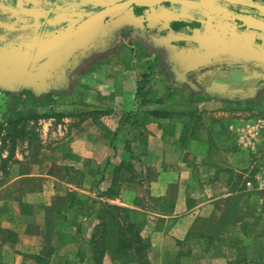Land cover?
<instances>
[{"label": "crops", "instance_id": "0c3cea01", "mask_svg": "<svg viewBox=\"0 0 264 264\" xmlns=\"http://www.w3.org/2000/svg\"><path fill=\"white\" fill-rule=\"evenodd\" d=\"M224 4L225 7L215 5L211 9L235 10L264 23V0H229ZM154 12L151 9L150 16L141 23L153 19ZM166 28L167 25L160 26L161 30ZM168 32L145 36L142 55L134 47L136 44H115L107 49L102 43L105 52L98 59L75 56L68 67L50 58L44 65L46 61L39 57L25 62L8 58L0 64V76L6 78L10 76L6 71L16 72L6 64L17 63L18 74L12 83L20 90L37 84L35 94L47 96L51 103L42 120H54L48 139L37 141L34 132L33 139L25 142L27 148L38 147L36 151L16 153L10 158L6 149L0 151V264H94L90 239L105 202L139 215L140 235L150 243L147 264H258L257 258L240 255L232 241L213 249L212 244L226 235L218 239L216 233L201 229L202 220L221 219L231 210L234 195L254 189L243 181L245 186L234 190L232 171L216 167L210 152L219 143L229 145L230 134L235 135L239 146L238 128L246 122L241 117H231L219 105L223 98V94L218 95L222 93L220 89L230 91L228 97L232 99L248 97L253 94L248 86L264 85V74L260 71L262 79H250L246 84L235 83L241 78L228 79L230 70L211 74L210 66L208 71H200L221 58L224 67L239 77L237 73L247 71L245 65L254 61L231 54L233 38H228L226 30L218 31L214 25L206 24L204 32L195 33V42L187 47L172 42L168 45ZM238 33L237 37L246 41ZM140 35V31L136 32L135 43L141 41ZM125 49L126 57L120 54ZM163 53L168 58L158 60ZM138 59L144 60L142 77L146 79L152 76L149 71L168 73L161 81L148 78L151 84L155 81L158 96L154 87L144 88L141 96L139 76L143 72L138 71ZM169 65L183 72L178 73L182 74L177 76L180 80L173 83L177 90L170 88L171 74L161 69ZM186 72L196 74L198 84L208 74L203 83L208 82L212 92L205 95L204 107L223 117L221 121L217 119L218 127L206 128L207 137L185 127L187 110L200 117L202 114L201 107L180 106L183 88L190 84ZM197 90L192 94L193 105L202 102L200 87ZM152 97L154 100L149 102ZM175 98L180 100L176 102ZM18 145L22 143L17 140ZM75 174L80 175L77 183L72 181ZM247 175L242 173L238 179L248 180ZM71 192L82 201L80 207L69 208L63 216L48 211ZM244 239L239 236V242ZM103 264L118 261L105 254Z\"/></svg>", "mask_w": 264, "mask_h": 264}, {"label": "rangeland", "instance_id": "374dc122", "mask_svg": "<svg viewBox=\"0 0 264 264\" xmlns=\"http://www.w3.org/2000/svg\"><path fill=\"white\" fill-rule=\"evenodd\" d=\"M113 1L117 0H0V64L8 58L22 60L24 62L31 59H35L33 61H36V58L38 57L47 60L46 57L48 56L49 52H51L52 54L50 59L54 60V63H62L63 66L68 67L75 56L80 57L83 55V57L88 59H98L100 57V53L105 52L102 49L103 46L106 45L107 49H109L115 44L122 46L126 43L136 44L134 47L141 52L140 55L144 54V48H146L144 42L145 36L155 35V32L160 30V26H162V24L169 26V22L165 23L163 22L164 18L159 17V19L154 21L156 24H150L152 26H149V21L141 23L143 22L142 20H144V17L134 8H130L116 20H108L105 23L103 29H100L97 33L91 34L90 30H88L89 33L83 32L79 33L78 35L75 34L72 37L66 38L62 42H55L59 36L67 32L84 16ZM224 1H226L227 4L229 3V0H221L220 2L218 0H201L199 1V5L203 10H206L210 16H212V21L215 18H220V14L219 10L211 9V7L215 5L225 7L226 4H224ZM161 10L163 9H158V11ZM181 10L186 14H189L190 12L189 6L181 8ZM139 31L143 35H140L141 41H137V43H135L134 37L136 32ZM258 36L261 37L260 34H258ZM168 40L169 41L167 44L171 45L170 42L172 39L169 38ZM230 41L234 47L238 46L244 50L247 49V45L243 43L245 42L244 39L233 38V41L232 39H230ZM53 43L58 44V50H54V46H52ZM102 43H104L103 46H101ZM172 44L175 45L174 43ZM165 45L166 44L163 45L164 48ZM32 52L33 55L31 56ZM120 54H123L126 57V49ZM260 57L261 56H258L256 58L255 55L254 58H252L255 60L251 63V65H245V67L247 66V71L243 72L241 69V72L237 74L242 73L244 75H248L250 68L257 74L260 71L264 74V63H260L261 61H264V59L260 60ZM167 58L168 55L165 53L158 56V60L160 61L164 59L166 60ZM220 59L221 58L215 59V62L211 63V65L205 66L200 71H208V67L210 66L213 68L211 74H214L216 70L219 72V74L220 71L221 73H224L226 70H230L231 68L224 67V64L222 61H220ZM138 60H140V67H138V71L143 72L141 63H143L144 60ZM11 64L15 69L18 66L15 62ZM161 69L166 70L171 74V76H169L171 79L170 88L172 87L173 89L177 90V87L173 83L177 80H180L177 78V76H182V74H178L183 73L182 69L176 71L177 68H172L171 65L168 67H162ZM255 69H259V72H257ZM149 73L152 76L147 77V79L144 76L142 77L144 72L139 76L141 77L140 82H142L140 93L143 94H141V96L144 95V88L146 87L148 90H151L153 87L154 91L159 90L156 89L157 87H155V81L153 84H151L148 78L153 77L161 81V78H163L162 76L165 75L168 77V73L161 72L160 70H153V73L149 71ZM185 75H188L189 78H187V80L190 82V84H188L189 87L184 86L185 88H183L184 95L180 98L183 99L180 106L185 108H192L194 106L197 109L201 107L202 114L198 121V127L195 129L198 135L207 137L209 132L206 128H208L209 125L216 126L217 123H220L218 120L221 121L220 117H222V114H217L210 111L209 109L205 108L204 106L206 105L203 104L207 98L205 95H208L210 91L212 92V90H210V88L207 86L208 82H206V84L203 83V80L208 78V74H206L205 77L202 76L203 78H201L199 84L196 82V79L198 78L196 74L193 76L192 73L189 74L186 72ZM258 78L262 79L261 77H257V80ZM143 82H145V84ZM2 84L5 86H0V123L5 124L8 118L14 112L22 114L23 111H28L29 109L33 108L37 114H47V112L51 109L50 99L47 96L39 97L38 94H35L37 89L34 87V85H29L27 89L20 90V88H16V85L12 83L10 76L6 78L0 76V85ZM194 86H196L195 90L193 89ZM256 86H248L253 94H250L248 97H243L242 99H232L228 97V95L231 94L229 93L230 91L227 92L220 89L222 93L218 95L223 94V98L219 100V105L222 108H226L231 114V117H241L242 120L246 122L248 120L251 121L257 118H264V85ZM199 87L203 94L201 96L202 102L200 105H193L192 94L193 91H198L197 89ZM39 90H41V88ZM234 92L241 94L238 91H233V93ZM224 94H227V96L225 97ZM254 94L255 96L257 95V98H255ZM35 95H37L39 98H35ZM158 95L159 91L157 92V96ZM154 97L149 99V102L154 100ZM141 99L144 98L142 97ZM180 99L175 98V100H177L176 102H178ZM42 119L45 118H38L37 122L29 120L27 125L29 132L24 136L23 140L20 138L17 139L18 141H21L22 145H18L15 148L14 155H16V153L25 155L27 154L28 150L36 151L38 149V147L27 148L25 144V142L28 144V139H33L34 132L37 133V137H35L37 138V141L42 137L46 139L49 138V128L53 126L54 120H51L49 121L50 123H48V120ZM5 128L6 125L2 127L0 137L2 136V133H4ZM234 136V134L229 135V145L223 147L220 145L221 143H219L217 146L210 149V152L214 161L217 162L216 167H219V169L226 168L229 171H232L234 190L243 188L242 186H245L243 181L244 183L249 181V187L254 189L251 190L250 193L243 192V195H234L232 199V205L230 206L231 210H228L221 217V219L202 220L204 225L201 230L210 234L216 233L214 236H217L218 239L226 235L224 240H218L212 244L214 246L213 249L217 250L222 245L228 243V241H232L233 245H236V247L239 249L240 255L250 257L251 259L257 258L259 261L258 264H264V248H262V243L264 242V189H257V183L259 180L256 178L258 172H260V176L262 173L263 175L261 177L264 178V131L258 138V146L254 145V147L250 148H242L237 146ZM3 154H6V152H3ZM242 173H248V180L238 179ZM79 180L80 175L75 174L72 181L77 183ZM190 230L193 231L194 229ZM240 235L244 236L246 239L239 242ZM178 264L189 263H187V261L180 263L179 261Z\"/></svg>", "mask_w": 264, "mask_h": 264}, {"label": "trees", "instance_id": "16d2710c", "mask_svg": "<svg viewBox=\"0 0 264 264\" xmlns=\"http://www.w3.org/2000/svg\"><path fill=\"white\" fill-rule=\"evenodd\" d=\"M164 5H170V2L167 1ZM190 7L189 14H186L181 10L169 11L166 7L162 8L164 10L160 11L161 13L168 12L169 26L159 33L166 35V30L169 31L167 36L172 39L171 42L175 45L187 47L195 42L193 37L195 33L202 34L204 32V26L206 25L207 20L206 16L200 9L191 5ZM134 8L141 15L145 9L138 6H134ZM235 21L241 23L237 18H235ZM231 45L232 55L238 54L239 57L242 58L250 56L243 48L236 49V47H233V44ZM259 47L261 48V51L259 50ZM259 47H254V53L264 55V44H260ZM32 55L33 52L31 56ZM9 62H11V60ZM11 63L6 65L11 66ZM15 70L16 72L11 70L6 71L5 73L10 75L11 81H16L18 74L17 68ZM2 73L4 74V71H2ZM35 88L38 89L37 84ZM186 116L187 122L185 123V127L189 130H194L198 125L200 116L196 115V113L191 110L187 111ZM44 117V114L35 113L33 108L28 111H23L22 114L17 112L12 113L5 124L0 123V133L2 127L6 125V128L4 129L5 131L2 130L4 133H2V136L0 137V151L6 149L8 152V158L12 157L16 148L17 139L20 138L23 140L24 136L29 132V129H27L29 120L37 122L38 118ZM81 204L82 201L77 198L76 193L71 192L65 197L62 203L57 206L48 207L47 209L48 211L63 216L69 208L74 206L80 207ZM97 219L98 223L96 224L90 239L94 264H103V257L105 254H108L111 260L118 261V264L148 263L147 253L150 250V243L140 235L142 222L138 214L134 213V211L129 208L105 202L101 205L100 212L97 214Z\"/></svg>", "mask_w": 264, "mask_h": 264}, {"label": "flooded vegetation", "instance_id": "af4514ba", "mask_svg": "<svg viewBox=\"0 0 264 264\" xmlns=\"http://www.w3.org/2000/svg\"><path fill=\"white\" fill-rule=\"evenodd\" d=\"M117 1H119V0H117ZM167 1H169L170 2V5H164V4H166V2ZM199 1H201V0H162L161 2H159V3H157L155 6H153V7H149V8H147V7H143V8H145L144 9V11H143V17L144 18H146L147 16H150V10L151 9H153V10H155V12H154V18L153 19H150V18H148L149 19V22H151L150 24H154L153 22L155 21V20H157L155 17L157 16V18L159 19V17L160 18H164V21L165 22H168L169 20H168V12H165V13H161L160 11H158V9H162V8H167L169 11H172V10H178V11H180L181 10V8H185L186 6H188V4H189V7H190V5L191 6H194V7H196L197 9H200L202 12H203V14L206 16V18H207V20H206V24H210V26L211 25H214V27L218 30V31H224V30H226V32H227V34H228V38L231 36L232 38H239V37H237V33L239 34V35H243V37L246 39V41H245V43H247L246 45H247V49H246V53L248 54V55H250V56H246L247 57V59H249L250 57L251 58H254V56L256 55V58L258 57V56H261L260 57V60H263L264 59V55H260V53H254V47H259V45L260 44H264V41H262V40H264V32H262V31H260V30H255V29H251V28H248V27H246V26H244L243 24H242V22L241 23H238L237 21H235V18L237 17V16H249L248 14H245V13H241V12H238V11H235V10H225V11H219V14H220V18H215V19H213L212 21H211V17L212 16H210L209 14H207V12H206V10H203L202 8H201V6L199 5L200 3H199ZM109 4V3H108ZM108 4H106V5H108ZM105 5V6H106ZM169 6V7H168ZM102 7H104V6H102ZM101 7V8H102ZM203 7V6H202ZM101 8H99V9H101ZM131 8H134V6L133 7H131ZM191 8V7H190ZM99 9H97V10H99ZM135 9V8H134ZM164 10V9H163ZM96 11V10H95ZM182 11V10H181ZM89 15V14H88ZM210 16V18H208L209 16ZM87 16V15H86ZM86 16H84L83 18H85ZM120 17V16H119ZM119 17H116V18H114V19H112V20H116L117 18H119ZM82 18V19H83ZM143 18V19H144ZM109 20H111V19H109ZM111 20V21H112ZM259 20V19H258ZM108 20H106V22H107ZM146 21H148V20H146ZM261 21V20H260ZM105 22V23H106ZM145 22V21H144ZM262 22V21H261ZM263 23V22H262ZM105 25V24H104ZM236 28L235 30H231V28ZM101 29H103V27L101 28ZM162 31H164V30H158L157 32H156V34H160L159 32H162ZM87 33L88 32V30H83V31H80V32H78V33H76L77 35L79 34V33ZM249 32H253V33H255V35H251V34H249ZM89 33V32H88ZM97 33V32H96ZM258 34H260L261 35V37H258ZM253 37V38H252ZM252 38V39H251ZM239 39H242V38H239ZM259 50L261 51V48L259 47ZM254 53V54H253ZM249 60H251L252 61V59H249ZM253 60H255V59H253ZM256 70V69H255ZM257 72H259V69L258 70H256ZM233 72H235V71H233L232 69H230V72H229V78L228 79H231L230 78V76H232V80H234L235 78H241L242 79V81L241 80H237L235 83H242V82H244V81H246V84L249 82L248 80H250V79H257V77H261V75L258 73H255V71L254 70H249V73H248V75H244V74H237L239 77H237L236 75H233L234 73ZM236 74V73H235ZM262 78V77H261ZM235 85V84H234Z\"/></svg>", "mask_w": 264, "mask_h": 264}, {"label": "water", "instance_id": "95a60500", "mask_svg": "<svg viewBox=\"0 0 264 264\" xmlns=\"http://www.w3.org/2000/svg\"><path fill=\"white\" fill-rule=\"evenodd\" d=\"M162 0H119L113 1L108 5L102 7L99 10H96L85 18L78 21L72 28H70L67 32L59 36L55 42H62L66 38L72 37L76 33L83 31V30H90L91 34L98 32L104 24L106 20L114 19L116 17L121 16L125 12H127L131 7L138 6V7H153L157 3L161 2ZM242 24L248 28L260 30L264 32V23L252 16H237L236 17ZM51 44V43H50ZM49 44V46H50ZM54 50H58L59 46L56 43H53ZM57 46V47H55ZM53 52L55 53V51ZM51 52H49L48 56L46 57L47 61L44 63L48 64L49 58L51 57ZM43 60H45L43 58Z\"/></svg>", "mask_w": 264, "mask_h": 264}, {"label": "built area", "instance_id": "2783aa9c", "mask_svg": "<svg viewBox=\"0 0 264 264\" xmlns=\"http://www.w3.org/2000/svg\"><path fill=\"white\" fill-rule=\"evenodd\" d=\"M264 131V118H257L249 122L244 123L243 126L238 128L237 142L242 148H250L256 145L260 134ZM259 180L257 183V189H264V178L259 174L256 176ZM261 180V181H260ZM247 186H250V182H246Z\"/></svg>", "mask_w": 264, "mask_h": 264}]
</instances>
